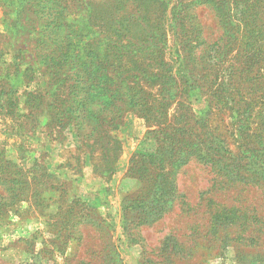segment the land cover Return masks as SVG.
Instances as JSON below:
<instances>
[{
    "label": "rangeland",
    "instance_id": "374dc122",
    "mask_svg": "<svg viewBox=\"0 0 264 264\" xmlns=\"http://www.w3.org/2000/svg\"><path fill=\"white\" fill-rule=\"evenodd\" d=\"M19 2L0 0V158L4 149L3 158L11 161L5 169L14 175L23 170L18 178L29 168L37 175L29 179L34 198L0 205V264H30L43 249H53L60 264L74 257L80 248L72 239L77 232L67 224L71 216L66 206L76 199L112 225L124 264L153 258V250L170 233L184 238L194 234L188 243L196 242L199 255L208 247L210 220L217 211L232 205L254 207L262 225L247 230L245 243L238 248L230 243L220 254L210 250L198 264H259L264 256V191L240 180L246 177L242 167L246 174L263 169L264 0H38L45 10L39 17L30 11L27 19L32 22L23 28L13 20ZM49 6L53 9L47 10ZM45 18L47 26L42 24ZM191 32L208 41L225 34L229 45L220 54L224 58L218 72L231 88L227 97L213 81L205 98L190 86L183 92L172 84L161 91L162 79H154L169 66L184 70L178 76L185 77L188 71L177 55L184 59L188 51L182 50L186 42L179 38L192 37ZM231 47L239 50L228 54ZM216 69L210 70V78ZM90 93L96 101L90 97L84 102ZM108 99H116L121 107L109 113ZM76 109L95 115L91 130L87 124L79 129ZM161 109L173 124L197 129L194 134L187 131L186 141H207L176 171L172 210L156 223L124 230L126 194L148 189L152 172L171 177L169 162L174 157L169 150L160 171L136 156L154 154L163 144L152 133L163 118ZM216 148L228 155L215 157ZM204 152L210 163L201 162ZM41 162L50 172L47 180L40 177ZM145 166L152 169L142 179L138 175ZM11 186H0V196ZM62 191L66 195L58 197ZM60 207L63 216L58 218ZM135 215L130 213L131 219ZM57 238L59 244L53 245Z\"/></svg>",
    "mask_w": 264,
    "mask_h": 264
},
{
    "label": "trees",
    "instance_id": "16d2710c",
    "mask_svg": "<svg viewBox=\"0 0 264 264\" xmlns=\"http://www.w3.org/2000/svg\"><path fill=\"white\" fill-rule=\"evenodd\" d=\"M36 1L38 0H20L19 7H17L16 14L13 17V20L17 22L15 25H21L19 27L23 28L27 26V23L32 22L31 19H27V15L30 11H32V13L34 14L36 13L37 17L41 11L45 10V7H39V4ZM46 8L47 10L48 8L49 10L53 9L51 6ZM142 16L145 17V15ZM22 17L24 20H21ZM42 22L43 25L47 26L48 22L46 18ZM46 32L47 31L45 30L44 33ZM191 33L192 37L189 36L179 38L180 43H182L183 41L186 42L185 45L182 46V50L184 52L188 51V54L186 55V57L184 56V59H182L181 55H177L178 58H181L180 63H184L185 68L188 71V73L185 74V77L179 78L178 76L179 72H183L184 70H172V67L169 66L168 68L164 69L165 72L161 75L153 76L154 79H162L163 82L160 84L162 85L161 91H165L167 87L172 84H175L176 89H181L183 92L186 91V86H190L194 90L200 91L201 95L204 97H207L205 92H207L209 87L211 88L213 81V84H216L217 87H220L221 85V90L225 92L224 95L227 97V93L231 88L229 89L225 87L226 83L221 82L222 79L224 80V76L221 75V73L219 75L218 72V67H222V60L220 59L224 58V56H221L220 54L224 51L226 44L227 46L229 45L227 42H225V34L219 36L215 41H208L207 37H205L203 34L198 33L194 37L193 32ZM162 34L164 41L166 37L164 33ZM177 35L178 34H176V36ZM16 36L17 35H12V37ZM184 36H186V34ZM238 50V47H231L229 49L228 54ZM176 61L179 60L176 59ZM215 67L217 69L214 72V77L210 78L211 75L209 72L212 68H214L215 70ZM227 68L232 69L234 68V65H227ZM193 69L194 71L192 73ZM238 70L239 69H237V71ZM242 70L243 68L240 69V71ZM233 74L236 75L235 72ZM242 85L244 86V84ZM92 86L94 88V91L97 90L96 84H92ZM90 97L91 99L96 101L97 96L93 95L92 93L84 97L83 101L88 102L90 100ZM115 100L116 99H108L107 101L112 102V106L109 108L110 111H108L109 113L116 112L115 107H121ZM76 111H79L77 118L80 117V120L76 122V124H78L79 129L81 128L80 124H87L86 127L91 130L90 126L93 123L92 117H94L95 115L93 113L92 115H87L88 112H90L91 110H86L85 113H82L81 110L78 109H76ZM160 113L163 118L161 119L160 123H156L158 129H155L154 131H152V133L156 137V141H163V144L157 148L154 154L140 153L136 156L142 157L145 161L149 163V165H153L156 170L160 171L162 169L161 164L166 162L164 159V157H166L167 155L166 150H169L171 154L173 153V155H171V158L174 157V159L169 162V165H171L172 168L170 169V171H168V175H170L171 177L166 176L163 171L155 173L152 172L151 174H154L155 177L152 179V183L149 185L150 187L148 189L142 191V187L134 192H128L126 194V196L124 197V201L127 200L129 201V203L125 206L126 210L128 209V214L126 215L127 217L124 221V230H133L141 227V225L156 223V221L160 220L167 211L172 210L174 206L172 204L175 201L174 196L176 195L177 191L175 177L176 171L182 167L183 163H186L187 160L194 156V154L199 152L201 150L200 145L205 144L207 141L206 138L201 139V141H199L198 143H194V141H186L185 134L187 133V131L190 130L191 133L194 134L197 129L195 131L193 128L189 129L186 124H173L168 119V116L165 114L164 109H161ZM87 119L89 120L86 121ZM151 124L153 125L155 123ZM92 127L94 128V130H96L94 126ZM191 137H193V135ZM197 145H199L200 147ZM1 150L3 152L1 151L0 162L3 167H0V186H4L7 184H12V186L10 187L11 190L6 189V194L0 196V205L6 207L8 206V204H12L11 200H20L24 198V196H27V199L34 198L33 193H29V189H31V183L29 179H34V176L37 175V172H33L32 169L29 168L26 172H24L23 178H18L17 176L23 170L15 166L17 169H19V171L17 172L18 175H14L13 173H10L7 169H5L7 168L5 166H9L11 161L3 158L4 149ZM214 152L216 155L215 157L220 159H224L225 156L228 155L226 150L223 152L218 148L214 149ZM204 156L205 158L202 159L203 161L201 162H203V164L210 163V155L207 152H204ZM263 162L264 161L262 160L260 161V164L258 163L260 167L263 168L261 171L254 169L253 172L246 174L248 170L242 167V169L246 171L242 172L241 175L246 177H243L240 182H242L243 185H245L246 187L247 185H256L259 188H262L264 191ZM221 164V160H219L217 166L219 167ZM46 167V164L41 162L39 168L43 169L41 170L40 177L45 178V180H47L48 176L50 175V172ZM211 167L214 168L215 164L211 163ZM151 169L152 166H145V169L141 170L138 176L142 177V179H145L146 175H149L146 173V171ZM220 170L223 171L224 168H220ZM221 176L229 178V180H233V178L229 175ZM217 177L220 178L219 175H217ZM229 183L230 182H224V185H228ZM168 186L170 187L167 188ZM66 193V191H62L58 194V197H64ZM10 196L11 199H9ZM32 200L35 203V199ZM38 200L40 199L38 198ZM66 209L69 213V216H71L69 219H67V224L70 228H72V230H76L77 232L73 233L72 239L77 242V248H80V250L76 252V255H74V257L66 259L63 264H124V261L119 252V248L117 247L116 241L114 240L113 227L107 222L106 218L103 217L99 211L89 207L87 204H85L79 199H76L70 205L66 206ZM257 211L258 210L254 207L243 208L236 205L224 207L221 210L217 211L210 220V230H213V233H210L212 237L208 240V247L205 246V252H201L199 253V255H197V253H195L196 242L194 241L192 243H188V241L194 240V234L188 235L186 238H184V235H182L181 237H177L176 234L170 233L166 235L161 241V244L159 245L157 251L155 252L156 249L153 250V258H144L141 263L177 264L180 260H183L185 262H188L186 264H198L199 261L203 260L207 256H210V254H212L211 251L214 249L217 250L216 254H220L228 244L233 242L235 244L234 246H237L236 248L241 247V244L245 243V234L247 230L253 226H256V223H259L260 226L262 225V218L258 216ZM62 212L63 208L60 207L56 216L58 218L60 216H63ZM130 213H135L136 215L131 219ZM250 219H254L255 223L250 224ZM134 221L135 223H133ZM130 223L132 224V228L130 227ZM81 225L84 227H86V225H90L91 227L80 229ZM78 226L79 228H77ZM250 233L255 234V231L252 230L250 231ZM59 236L64 237L62 236L61 232ZM129 236L133 238L131 232L129 233ZM134 239L135 238H133V240ZM57 240L58 238L56 240L51 241L53 245L59 244ZM249 240L254 241L252 238H250ZM241 253L242 251L237 253V255L241 257ZM262 255L263 254H261V256ZM40 256L42 257V259H40L41 261H39L38 258ZM43 261H45L46 263H43ZM30 264L60 263L57 262L53 249H43L36 252ZM259 264H264V256L262 257V259L259 260Z\"/></svg>",
    "mask_w": 264,
    "mask_h": 264
}]
</instances>
